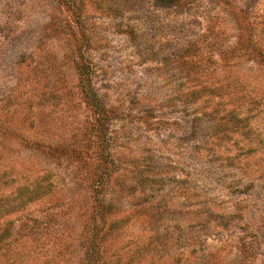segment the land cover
I'll return each mask as SVG.
<instances>
[{
    "label": "rangeland",
    "instance_id": "rangeland-1",
    "mask_svg": "<svg viewBox=\"0 0 264 264\" xmlns=\"http://www.w3.org/2000/svg\"><path fill=\"white\" fill-rule=\"evenodd\" d=\"M99 225L103 264H264V0H0V264Z\"/></svg>",
    "mask_w": 264,
    "mask_h": 264
},
{
    "label": "trees",
    "instance_id": "trees-1",
    "mask_svg": "<svg viewBox=\"0 0 264 264\" xmlns=\"http://www.w3.org/2000/svg\"><path fill=\"white\" fill-rule=\"evenodd\" d=\"M176 2H178V0H158V4L167 5V6H172L176 4ZM86 96L89 103L91 104L92 107H94L95 112L99 116V124L100 126H102L101 128L106 131L108 128V124L111 121V114L109 109L106 108L104 102L92 91L91 88L86 92ZM105 148L108 150L107 145ZM106 157L110 159L109 154H107ZM99 178L98 179L100 182L102 183L106 182L105 174L100 175ZM97 205L102 213L101 214L102 223L105 224L106 214H113L115 212V209L112 207L111 204L106 203L102 197H97ZM99 226H97L96 228V232L94 233L91 247L88 251V258L90 264H103V254H104L103 251L104 245H103V236H102L103 226L101 225Z\"/></svg>",
    "mask_w": 264,
    "mask_h": 264
}]
</instances>
